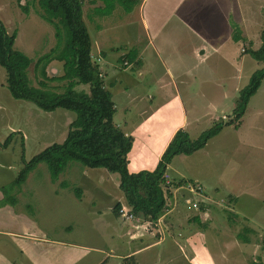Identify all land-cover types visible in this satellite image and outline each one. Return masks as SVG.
Masks as SVG:
<instances>
[{
  "label": "rangeland",
  "instance_id": "obj_1",
  "mask_svg": "<svg viewBox=\"0 0 264 264\" xmlns=\"http://www.w3.org/2000/svg\"><path fill=\"white\" fill-rule=\"evenodd\" d=\"M31 1L0 0V21L9 35L15 33L14 49L31 59L28 76L32 85L37 87L41 77L34 66L39 58L57 47V40L53 27L41 18L36 2L29 7L27 14L23 12L20 6ZM83 1V21L91 40V55L101 73V64L98 62L101 57L103 19L95 15L94 8L102 7L103 4L101 1ZM242 6L245 18L250 19L248 23L245 19L242 28L245 27L249 40L254 41L245 45V48L257 50L264 31V0H248ZM115 11L116 18L122 17L123 11L119 6H116ZM252 45L258 46L253 48ZM261 67L262 64L251 58L248 68L250 74ZM46 73L52 78L61 76L62 63L50 62L46 66ZM46 83L48 88L58 93L62 92L66 84L65 81ZM242 89L233 94L228 92V96L218 95L221 98L217 99L215 116L206 118L192 137L197 138L200 133L215 125L216 121H211L215 117L221 118L224 115L226 118L218 122L234 123L233 126H224L216 138L207 142L208 145L196 155L199 161L196 164L203 173L210 174L207 189L219 187L218 193L211 196L217 200H223L224 194L237 196L239 205L236 210L243 212L245 216L233 218L224 207L206 204V208L214 210L215 222L209 214L196 213L191 204L195 195L187 188L178 187V192L175 193L176 189L166 187L167 202L170 204L168 209H171L169 213L172 214L165 211L163 222L159 227L152 225L148 234L153 243L161 242L158 249H149L135 259L132 257L123 261L110 256L107 264H264V82L250 97L242 119L237 121L233 112L234 107L240 103L238 100ZM75 90L88 92V86L79 85ZM195 113L198 118L201 110ZM191 116L189 113L188 118L191 119ZM73 118V113L62 109L44 112L30 102L13 99L6 88L5 72L0 68V187L11 184L17 178L23 166L22 158L29 161L49 145L61 143ZM114 122L118 123V118ZM9 136L11 143L4 149L2 144ZM145 147H148L145 139L139 138L136 148H140L142 152ZM73 168H79L76 169L79 171L76 172ZM196 170L200 172L199 169ZM92 172L96 176H100L98 174L101 172L108 174L104 169L83 168L80 164L71 162L56 180H52L47 166L39 164L29 173L20 188L15 210L21 209L23 213L31 215L30 218L35 220L42 236L57 243V249L51 255L52 260L54 259L51 264H68L69 255L75 256L70 252L73 249L90 252L88 257L76 264H96L103 255H110L105 222L101 221L100 214L110 213L109 207L117 194L109 193L102 197L101 194L92 195L95 207L90 206L91 209L84 204L87 200L84 196L79 201L74 193L76 188L83 189L84 194L90 193L84 181L87 178L85 175ZM214 175L216 177L212 178ZM113 178L119 180L117 174H113ZM183 181L182 185L199 184L202 187L200 193H205L198 180L184 177ZM111 189L114 190L112 186ZM196 203L201 208L203 202ZM97 211H101L99 218ZM174 216H177L180 224L173 220ZM0 227L11 232L0 230V246L13 252V264H25L14 250L15 244L9 242L16 238L15 231L6 226ZM102 241L106 243L103 244ZM60 244L65 247H60Z\"/></svg>",
  "mask_w": 264,
  "mask_h": 264
},
{
  "label": "crops",
  "instance_id": "obj_2",
  "mask_svg": "<svg viewBox=\"0 0 264 264\" xmlns=\"http://www.w3.org/2000/svg\"><path fill=\"white\" fill-rule=\"evenodd\" d=\"M246 1L140 0L130 13L123 12L122 17L116 18L115 10L101 17V57L98 63L101 64L104 85L114 103L116 113L113 122L118 118L119 122L114 124L133 138L127 156L130 173L153 171L178 130H184L192 140L196 139L192 137L193 132L206 118L215 116L217 99L221 98L218 95L228 96V92L233 94L247 85L252 74L248 69L251 56L246 52L245 45L254 41L249 40L245 27L242 28L246 22L242 4ZM231 19L240 28L241 41L232 39ZM107 21L110 23H105ZM261 45L262 41L259 48ZM198 110L201 113L196 118L195 111ZM189 113L190 116L192 114L191 119L188 118ZM224 117H215L211 121L217 123ZM139 138L145 139L148 144L142 152L136 148ZM199 151L190 156H176L167 167L166 181L178 183L185 177L202 184L205 193L194 194V199H191L203 202L201 208L198 204L195 211L198 215L209 214L215 221L214 210L206 208V204H212L224 207L233 218L245 216L236 210L239 205L237 196L224 194L223 200L212 197L218 193L219 187L207 189L210 174L203 173L196 164L199 163L196 158ZM73 169L79 171L76 170L79 168ZM96 175L94 172L85 175L84 182L90 193L84 194L83 189L78 188L81 191L79 201L84 196L87 199L84 204L94 208L92 195L117 194L109 207V214L102 215L101 211H97L98 218L100 214L101 221L105 222L107 244L111 248L110 255H103L96 264H107L110 256L123 261L132 257L135 259L149 249H158L161 242L153 243L148 236L149 229L152 225L159 227L166 216L163 215L158 223H150L135 217L128 219L120 211L114 212L117 203L121 204V208L128 209L118 180L109 173ZM178 187L171 188L176 189V193ZM2 199L0 191V201ZM16 206L0 207V225L15 231L16 238L9 241L10 244H15L14 250L25 264H51L54 260L51 255L57 249V243L43 237L35 220L30 218L32 216L21 209L16 211ZM170 210L166 212L169 215L172 214ZM173 220L180 224L177 216ZM0 230L7 231L2 227ZM61 244L60 247H65ZM116 247L119 249L115 250ZM73 250L70 252L75 256L69 255L68 264H76L90 253L83 249ZM12 253L0 246V264H13L15 257Z\"/></svg>",
  "mask_w": 264,
  "mask_h": 264
},
{
  "label": "trees",
  "instance_id": "obj_3",
  "mask_svg": "<svg viewBox=\"0 0 264 264\" xmlns=\"http://www.w3.org/2000/svg\"><path fill=\"white\" fill-rule=\"evenodd\" d=\"M20 2L21 0H17ZM101 1L102 7L94 8L95 15L105 17L119 6L123 12L130 13L140 0H91ZM36 2L41 18L51 25L57 40L56 48L49 54L39 58L34 69L40 75L38 86L32 85L28 76L31 59L14 49L15 33L8 34L0 21V68L6 75V88L15 100L27 101L44 112L62 109L74 114L68 126L65 139L61 143H53L29 161L22 158V168L17 178L9 185L0 188L3 199L0 207L15 206L17 195L29 173L39 164H45L52 180H56L66 166L75 162L83 168L104 169L109 174L119 177V190L133 217L156 223L169 208L166 187H177L184 183H166L167 167L176 156H190L203 149L207 142L218 135L224 126H233V122H218L210 129L202 132L192 140L184 130H178L162 154L153 171H128V153L133 138L125 135L113 122L115 113L111 93L106 89L99 67L91 56V40L83 21V0H32L26 2L21 9L28 13L29 7ZM232 39L241 41L239 26L231 19ZM264 31L262 45L257 50L246 51L251 58L262 64L250 76L248 84L242 89L240 102L233 112L239 121L245 112L248 100L264 82ZM57 61L62 63L63 74L59 77H48L46 66ZM38 79V76L36 75ZM66 82L62 92L48 88L46 82ZM87 85L88 92L76 91L75 87ZM13 135V133L11 134ZM11 143V136L6 138L2 148ZM77 198L81 191L74 190ZM121 204L117 203L113 210L118 213Z\"/></svg>",
  "mask_w": 264,
  "mask_h": 264
},
{
  "label": "built area",
  "instance_id": "obj_4",
  "mask_svg": "<svg viewBox=\"0 0 264 264\" xmlns=\"http://www.w3.org/2000/svg\"><path fill=\"white\" fill-rule=\"evenodd\" d=\"M102 77V75H101ZM167 184H170L168 181H166ZM179 187H185L187 188V190L191 193V194H198L202 191V187L197 184V183H187L185 185H180ZM191 204H192V208L194 210H197L198 209V204L196 203L195 200H191ZM120 214L125 216L126 218L128 219H133V216L132 214L130 213V210L129 209H126V208H121L120 209Z\"/></svg>",
  "mask_w": 264,
  "mask_h": 264
}]
</instances>
